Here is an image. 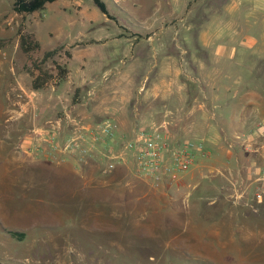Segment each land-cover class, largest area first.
<instances>
[{
    "label": "crops",
    "instance_id": "1",
    "mask_svg": "<svg viewBox=\"0 0 264 264\" xmlns=\"http://www.w3.org/2000/svg\"><path fill=\"white\" fill-rule=\"evenodd\" d=\"M74 2L75 16H67V25L98 34L77 45L70 42L67 65L75 61L99 68L72 75L67 67L71 102L79 90V102L67 111V130L75 115L88 129L109 120L117 129V142H123L136 128L166 120L172 138L202 142L208 152L181 175L178 185L224 187L236 203L248 205L256 188L253 173L264 165V0H171L168 12H157L148 21L117 6L120 0H114L118 11L106 7L111 18L91 12L83 0ZM17 16L22 17L14 12L4 17L0 40L15 38L9 20ZM17 47L18 37L0 45V144L15 149L12 158L17 155L24 165L38 160L23 155L26 149L46 148L40 142L46 132L34 120L41 105L37 98L44 94L22 86L15 67ZM58 91L52 89L49 98L59 97ZM48 100L44 108L50 107ZM36 127L35 137L26 136ZM247 144L253 150L247 151ZM61 161L66 160L55 164ZM8 240L6 233L5 244ZM3 258L16 263L10 255Z\"/></svg>",
    "mask_w": 264,
    "mask_h": 264
},
{
    "label": "rangeland",
    "instance_id": "2",
    "mask_svg": "<svg viewBox=\"0 0 264 264\" xmlns=\"http://www.w3.org/2000/svg\"><path fill=\"white\" fill-rule=\"evenodd\" d=\"M102 1L110 12L122 6L137 20L148 21L157 12H168L167 2L171 0H120L117 6L114 0ZM12 3L0 0V24L13 13ZM83 3L102 16L91 0ZM74 4V0H57L33 15L9 20L15 27V38L24 23L40 43V51L30 57L16 49L15 67L22 86L31 88L27 69H33L32 61L39 64L44 51L58 45H65L67 50L72 41L77 45L78 40L96 38L94 30L67 25V16L75 14ZM63 8L65 13L59 12ZM179 11L175 8V13ZM58 13L65 14V19ZM79 51H73V55L78 56ZM54 60L66 65L72 75L87 74L88 70L93 73L99 68L95 63L80 65L75 61L67 65L63 51ZM42 68L53 74L51 61ZM57 88L59 97L49 98ZM72 89L67 90V80L58 86L50 84L40 89L49 100L44 95L37 98L41 109L34 120L42 123L43 129L59 121V141L67 138ZM82 90L84 93L85 86ZM45 100L51 102L50 107L44 108ZM14 151L0 144V264H264V212L253 197L248 205H242L220 186L217 190L212 186L194 190L187 183L182 186L176 182L155 188L135 176L128 165L104 172L106 161L99 155L84 161L72 158L74 166L67 155L27 150L23 155L38 160L23 165L16 154L12 158ZM61 159L66 161L55 164ZM13 232L24 233V239H13ZM4 255H10L16 263L2 260Z\"/></svg>",
    "mask_w": 264,
    "mask_h": 264
},
{
    "label": "built area",
    "instance_id": "3",
    "mask_svg": "<svg viewBox=\"0 0 264 264\" xmlns=\"http://www.w3.org/2000/svg\"><path fill=\"white\" fill-rule=\"evenodd\" d=\"M19 98L22 99V96ZM49 124V128L38 127L46 132L44 138L40 139L46 148L36 145L25 152L28 150L37 154L67 155L79 161L91 160L94 155H99L106 161L104 172L128 165L135 176L155 188L178 182L181 175L195 165L198 159L208 156L202 142H179L172 138L166 120L134 130L123 142H117V129L109 120H103L88 129L81 122L72 119L69 121L68 136L62 141L58 140L61 134L60 122ZM260 128L264 132V127ZM36 130L37 128L31 130L30 136L35 137ZM39 137L38 135V142ZM245 148L247 151L253 150L251 144H247ZM253 174L256 185L253 200L264 212V165Z\"/></svg>",
    "mask_w": 264,
    "mask_h": 264
},
{
    "label": "trees",
    "instance_id": "4",
    "mask_svg": "<svg viewBox=\"0 0 264 264\" xmlns=\"http://www.w3.org/2000/svg\"><path fill=\"white\" fill-rule=\"evenodd\" d=\"M57 0H13L12 11L18 15L26 16L31 15L35 12L43 10L47 4H51ZM93 4L98 8V10L106 15L108 18H111L108 15L106 6L102 0H91ZM18 37V48L26 56L30 57L31 54L40 51V44L35 39L34 35L26 30L24 23H21L17 29ZM4 40H0V45ZM63 51L64 55L67 58H70L69 52L65 49L63 45H58L52 50H48L42 53V56L39 60V64L35 61L31 62L33 69H27L29 75L31 76V88L33 90H40L50 84L54 86L60 85L62 82L67 80L68 68L66 65L60 64L54 58ZM47 61H51L53 64V74L43 69L42 66ZM37 72L35 73L34 72ZM79 90H75V94L72 98V103L76 104L78 100ZM11 237L22 241L24 239V233L13 232Z\"/></svg>",
    "mask_w": 264,
    "mask_h": 264
}]
</instances>
